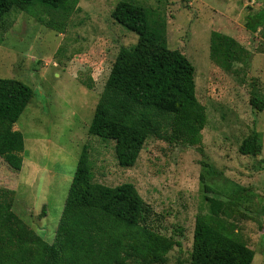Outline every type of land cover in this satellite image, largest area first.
Masks as SVG:
<instances>
[{
  "label": "rangeland",
  "instance_id": "374dc122",
  "mask_svg": "<svg viewBox=\"0 0 264 264\" xmlns=\"http://www.w3.org/2000/svg\"><path fill=\"white\" fill-rule=\"evenodd\" d=\"M121 1L148 9L151 26L162 25L168 46L192 62L197 99L206 112L200 145L150 136L132 168L118 164L115 141L89 134L121 48L138 42L136 33L112 17ZM258 11H264V0H79L67 19L44 7L7 14L0 24V78L20 80L35 91L15 125L28 147L24 169L16 171L0 157V190L14 188L9 191L15 192L10 195L15 213L54 243L87 146L94 182L109 187L133 183L154 212L152 227L180 238L182 248L171 251L166 264H191L196 218L210 216L200 181L207 163L216 171L208 182L220 193L231 194L234 183L245 189L229 219L236 225L235 236L255 251L253 264H264V110L251 105L254 97L264 99V24L256 32L246 27L247 18ZM51 19L65 20L63 33L44 24ZM213 32L243 45L246 61L231 70L215 63ZM253 130L262 137L260 157L239 152ZM36 167L37 179L31 174Z\"/></svg>",
  "mask_w": 264,
  "mask_h": 264
},
{
  "label": "trees",
  "instance_id": "16d2710c",
  "mask_svg": "<svg viewBox=\"0 0 264 264\" xmlns=\"http://www.w3.org/2000/svg\"><path fill=\"white\" fill-rule=\"evenodd\" d=\"M79 0H0V24L13 10L33 12L44 7L67 19ZM113 19L138 35L132 47H122L96 106L89 134L115 141V156L124 168L136 165L146 140L152 136L189 146L202 143L205 108L196 92V68L178 49H171L162 25L151 26L150 12L121 1ZM40 20L43 21V18ZM44 24L61 33L65 20ZM264 24V11L246 20L251 32ZM247 49L233 37L213 32L211 58L226 70L246 61ZM35 91L17 79L0 78V157L21 171L26 149L24 134L15 125L34 98ZM251 105L264 110V99ZM261 134L253 130L242 142L244 156H262ZM263 161V160H260ZM216 171L203 163L200 177L210 216L196 218L191 264H253L255 251L235 236L230 222L232 206L245 189L236 183L220 193L208 182ZM91 157L85 146L65 202L54 243L47 242L14 211V191L0 190V264H166L179 237L152 227L154 212L133 183L109 187L94 182ZM216 194V196L213 195ZM43 215H45L43 211Z\"/></svg>",
  "mask_w": 264,
  "mask_h": 264
},
{
  "label": "crops",
  "instance_id": "0c3cea01",
  "mask_svg": "<svg viewBox=\"0 0 264 264\" xmlns=\"http://www.w3.org/2000/svg\"><path fill=\"white\" fill-rule=\"evenodd\" d=\"M27 148H28V147H27V144H26V149H25V151L27 150ZM25 164H26V163H25V155H24V165H23V168H22V169H24ZM31 166H32V165H31ZM36 172H37V167L32 169L31 174H33V176L37 179V177H36V175H35ZM42 177H43V176L40 175V178H39V179H41ZM8 189H12V190H14V188H11V187H10V188L8 187Z\"/></svg>",
  "mask_w": 264,
  "mask_h": 264
},
{
  "label": "built area",
  "instance_id": "2783aa9c",
  "mask_svg": "<svg viewBox=\"0 0 264 264\" xmlns=\"http://www.w3.org/2000/svg\"><path fill=\"white\" fill-rule=\"evenodd\" d=\"M254 2V1H253ZM255 4V3H254Z\"/></svg>",
  "mask_w": 264,
  "mask_h": 264
}]
</instances>
